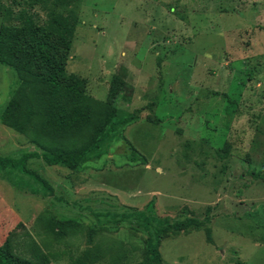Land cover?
Masks as SVG:
<instances>
[{"label":"rangeland","instance_id":"374dc122","mask_svg":"<svg viewBox=\"0 0 264 264\" xmlns=\"http://www.w3.org/2000/svg\"><path fill=\"white\" fill-rule=\"evenodd\" d=\"M51 16L69 17L64 69L84 93L104 102L120 76L117 112L77 168L26 160L47 184L0 167V244L47 264H134L158 222L119 215L152 198L158 216L203 223L162 236L160 264H264V0H0V25L30 36ZM18 84L0 63V113ZM30 93L40 128L88 138L99 121L94 105L55 125L43 87ZM35 150L0 122V155ZM54 212L77 225L58 236Z\"/></svg>","mask_w":264,"mask_h":264},{"label":"trees","instance_id":"16d2710c","mask_svg":"<svg viewBox=\"0 0 264 264\" xmlns=\"http://www.w3.org/2000/svg\"><path fill=\"white\" fill-rule=\"evenodd\" d=\"M68 19L67 16H51L47 21V26L35 27L31 36L26 34L27 28L25 31L22 27L0 25V63L14 69L19 78L18 86L0 113V122L17 132L25 133L30 141L40 149V151L25 153L19 159L0 155V167H17L33 173L44 184H47L45 178L38 172L29 169L26 160L41 157L48 165L58 164L68 169H75L88 161L93 157L90 153L98 149L99 142L102 141L107 131L106 126L116 116L117 108L114 102L123 84L120 76L113 74L107 98L101 102L84 93L79 82L75 81L73 76L66 75L64 61L67 58L71 40L65 23ZM23 36L30 38L29 46L24 42ZM60 44L65 45L62 47ZM66 80L68 82H65ZM36 86H42L43 92L49 95L47 101L41 105L48 111L49 117L55 125L56 123L63 125L72 118L77 119L91 106H99L97 113L99 121L92 124L90 136L88 138H73L70 137L71 134H67L68 132L49 130L47 127L40 128L36 122L40 119L41 109L38 108L30 93V90ZM63 91L73 103L70 112L62 102L61 92ZM13 184L22 189L18 182ZM130 215H133L135 219L144 216V222L152 218L158 222L152 232L149 231L146 255L134 264H160L162 236L166 233H177L203 224L202 220L195 217L171 220L166 216H158L155 213L152 198L147 201L144 209L131 208L129 212L121 213L119 217ZM76 225V216H58L54 212L48 217L47 227L52 232H57L58 236L63 235L68 228H73ZM92 231L93 228L89 230V235ZM206 231L209 233V227H206ZM49 261L50 253L48 252L36 250L32 257H26L16 254L8 239L0 244V264H47ZM77 262V264H81L80 260Z\"/></svg>","mask_w":264,"mask_h":264}]
</instances>
